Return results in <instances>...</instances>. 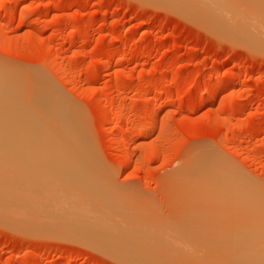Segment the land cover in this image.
Instances as JSON below:
<instances>
[{
	"label": "rangeland",
	"instance_id": "rangeland-1",
	"mask_svg": "<svg viewBox=\"0 0 264 264\" xmlns=\"http://www.w3.org/2000/svg\"><path fill=\"white\" fill-rule=\"evenodd\" d=\"M0 15V67L45 79L63 96L77 139L86 142L83 164L96 174L89 179L102 185L119 218L157 244L164 259L155 264H232L255 250H239L248 242L222 231L240 224L242 211L264 215L263 51L155 0H0ZM225 166L251 199L219 189ZM0 221V264L148 261L109 253L128 242L97 249L72 235ZM230 237L242 243L233 246Z\"/></svg>",
	"mask_w": 264,
	"mask_h": 264
},
{
	"label": "bare ground",
	"instance_id": "bare-ground-1",
	"mask_svg": "<svg viewBox=\"0 0 264 264\" xmlns=\"http://www.w3.org/2000/svg\"><path fill=\"white\" fill-rule=\"evenodd\" d=\"M155 1L194 17L196 21H200L208 28L216 29L221 35H227V38L230 37L241 44L250 46L251 49L264 52V0ZM16 8L17 5H12L10 11H15ZM10 74L0 67V127L5 126L4 129H6V132H0V219L12 227L29 224L28 227L38 232L72 235L80 238L85 244L96 246L97 249L108 244V246L113 245L111 242H128L118 248L114 247L116 250L119 249L118 251L114 249V252L111 249L112 252L109 250V253L120 254L116 253L120 251L124 256L128 253L130 254L126 256L142 254L147 258L145 259V261L148 260L147 263L153 261L155 264L159 258L162 261L163 253L158 249L157 244L149 239L148 233L146 236V231L136 226L137 231L134 230L135 228H132L134 224L128 223L126 218L124 220L123 215L119 218L121 214L117 212L118 208L113 207V202L112 205L108 204L110 201L109 197H106L108 194L105 195V198L109 199L108 203L102 198L101 192L105 194L102 185L91 179L96 174L91 172L93 169H88V171L87 167H84L86 165L83 164L84 160L89 155L83 154L86 151L82 145L86 142L82 141L83 139H80L81 142L78 141L80 131L74 122L75 114L72 108L62 100L63 96L51 90L45 79L43 81L33 76ZM224 86L225 84H218L215 91ZM212 99L214 97L209 95L201 99L198 105L208 103ZM89 160L86 161L87 164ZM235 175L225 166L223 170H220L216 179L217 186L224 194L232 192L233 195L237 193L240 198L251 199L254 194H251L252 192L242 181L237 180ZM109 190L112 193L110 187ZM235 195L234 198H236ZM116 206L122 209L120 205ZM233 207L232 209L236 208ZM248 210L246 213L242 211L244 217L240 224L225 227L222 231L227 238L236 235L248 242L245 244L247 247L240 246L246 249L239 250L246 251L250 247L255 248V250L251 249L255 252L254 254L250 250L247 254L246 252L237 254L238 259L235 257L237 261L233 260L232 264L246 263L247 261L241 260L243 257L245 259L248 257L247 260L249 257H255L260 264H264V215L247 212ZM240 211L235 210L237 213ZM259 213L261 214L260 211ZM27 226H23L22 229ZM123 226L126 229L130 226L132 230L124 228L126 230L124 231ZM234 239L237 238L234 237ZM234 239L231 238L232 243L237 241ZM239 242L238 244L233 243L235 244L233 246H239L242 243ZM234 250L231 248V251ZM121 259L123 260V257ZM126 260L129 259L125 258ZM249 263L252 262L249 261Z\"/></svg>",
	"mask_w": 264,
	"mask_h": 264
}]
</instances>
